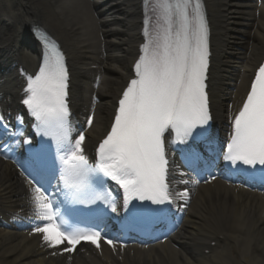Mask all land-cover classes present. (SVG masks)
Returning a JSON list of instances; mask_svg holds the SVG:
<instances>
[{
    "label": "bare ground",
    "instance_id": "6f19581e",
    "mask_svg": "<svg viewBox=\"0 0 264 264\" xmlns=\"http://www.w3.org/2000/svg\"><path fill=\"white\" fill-rule=\"evenodd\" d=\"M211 25L209 67L216 125H228L264 54V0H205ZM140 0H0V103L16 107L18 68L32 70L38 49L29 24L42 23L61 40L71 70L77 149H89L107 131L138 56ZM1 104V105H2ZM225 124V125H224ZM180 232L153 246L121 251L111 239L84 245L72 256L48 227L16 225L44 214L46 198L12 160L0 157V264H264V194L223 180L195 185ZM179 176H182L181 178ZM185 185L176 192L186 197ZM53 201V200H52ZM215 241L209 253L202 252Z\"/></svg>",
    "mask_w": 264,
    "mask_h": 264
}]
</instances>
